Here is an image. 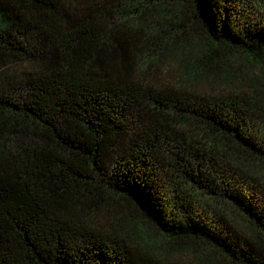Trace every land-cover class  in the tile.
<instances>
[{"label":"trees","instance_id":"16d2710c","mask_svg":"<svg viewBox=\"0 0 264 264\" xmlns=\"http://www.w3.org/2000/svg\"><path fill=\"white\" fill-rule=\"evenodd\" d=\"M242 59L264 63V0H0V264H195L130 213L201 264H264Z\"/></svg>","mask_w":264,"mask_h":264},{"label":"rangeland","instance_id":"374dc122","mask_svg":"<svg viewBox=\"0 0 264 264\" xmlns=\"http://www.w3.org/2000/svg\"><path fill=\"white\" fill-rule=\"evenodd\" d=\"M228 71L241 72L251 78L252 83L258 88L264 86V63L257 65H251L245 59L236 60L231 66L227 67ZM175 73L167 74V77H174ZM129 222L131 229L138 228L143 232L144 240L151 244L159 251V253L171 256L170 259H177L185 262H193L195 264H201L203 259L207 255H212V252L201 247L197 243L193 242H172L168 241L163 236L153 232L146 225L141 224L135 215L129 214ZM199 254V255H198Z\"/></svg>","mask_w":264,"mask_h":264}]
</instances>
